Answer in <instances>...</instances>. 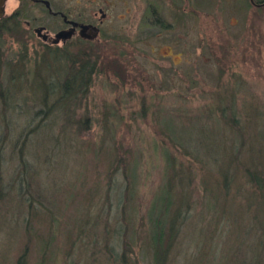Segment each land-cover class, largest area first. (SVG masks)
I'll return each mask as SVG.
<instances>
[{"label": "rangeland", "instance_id": "1", "mask_svg": "<svg viewBox=\"0 0 264 264\" xmlns=\"http://www.w3.org/2000/svg\"><path fill=\"white\" fill-rule=\"evenodd\" d=\"M109 1L118 6L87 51L98 72L73 96L59 98L65 52L25 21L10 20L15 33L0 41V264H17L26 245L27 264H117L106 248L118 252L125 227L115 152L131 151L130 214L145 223L167 150L191 196L170 264H264V7L231 20L226 0H162L164 28L145 22L149 0Z\"/></svg>", "mask_w": 264, "mask_h": 264}, {"label": "trees", "instance_id": "2", "mask_svg": "<svg viewBox=\"0 0 264 264\" xmlns=\"http://www.w3.org/2000/svg\"><path fill=\"white\" fill-rule=\"evenodd\" d=\"M10 20L11 19L9 17L5 16L0 18V41L5 34L15 33L14 30L16 29L11 27L9 24ZM92 46L91 44L85 45L76 53H72L73 51L69 49H61L62 52H65V55L67 56L69 66L63 83L60 86L61 93L59 98L61 96L75 95L79 86H88L89 82L91 81V76L96 71L98 72L99 56L87 52ZM4 57L5 52L2 45L0 44V71L3 66ZM1 87L2 84L0 83V91ZM52 93H55V91L52 90ZM44 97L46 102V96ZM84 122L86 123V119ZM28 138L29 133L25 134L22 143L26 144ZM176 141H178V139H176ZM20 150H22L21 146ZM169 153L170 151L167 150V161L165 167V174H167L166 181L164 180L165 183L161 184L157 189L154 198L152 199V203L146 212V221L143 223L140 222V219H138L139 215H136L137 211L135 212L134 210L133 213L130 214V206L128 203V200H130V198L133 196L132 192H134L133 183H135V181L132 180V178L137 176L135 172L136 166L134 167L135 164L132 159L133 157H131V151L129 158L124 156V153L122 155L121 152H119L117 155V152H115L111 164H113L115 161H117V164L113 166V170H118L123 174L126 184L124 186L125 199L123 200L122 195L120 200L122 202L121 212L125 227L122 228V232L120 233L118 252L114 253L112 250H110V247L107 243L106 248H109V253L110 255H113L114 261L117 262V264L143 263L141 261V255H139L137 250L133 247L134 243H136L138 240L141 241L140 245L142 252H146L148 255H150V264H170L171 253L176 244L180 233V227L186 213L184 211H187L191 206V196L187 193L188 185H185L186 182L188 184L190 183V175H183L184 173L182 166L178 167V164L175 163L176 161L174 156H170ZM21 158L22 166L26 167V160L24 159L23 153ZM244 167V171L246 172L249 180H251V182L254 183L257 188L261 189L263 186V178H261V175L259 172H257V169L254 170L253 168L255 167L249 165ZM28 201L29 204L27 211L29 218L27 217L26 222L30 224L29 222L37 209L33 202L30 200ZM209 203L210 208H212V203ZM127 212L130 214L129 218L127 216ZM130 224H132V230L128 228ZM29 228L30 227L28 226V229ZM81 232H83L82 229ZM29 251L30 247L29 245H26L17 259V264H27Z\"/></svg>", "mask_w": 264, "mask_h": 264}, {"label": "flooded vegetation", "instance_id": "3", "mask_svg": "<svg viewBox=\"0 0 264 264\" xmlns=\"http://www.w3.org/2000/svg\"><path fill=\"white\" fill-rule=\"evenodd\" d=\"M123 1L126 2V0ZM94 3L96 9L93 10L85 7L82 0H73L72 3L66 5H59L56 0L11 1L8 4L5 17L15 20L16 23L25 21V27L33 30L47 45L58 46L65 50L71 48L80 50L85 45H94L99 42L103 26L110 17V11L118 6V3L109 0H95ZM162 4V0L147 1V9L145 10V22L147 24L164 28L171 27L169 26L171 22L162 14ZM226 5L231 20L233 17L242 20L247 17L244 12L248 11L249 7L263 8L264 0H226ZM33 7L41 11V16L49 14L53 24L43 21L37 12L34 13V16L30 15ZM38 28L41 29L38 30ZM45 35L47 36L46 39H44Z\"/></svg>", "mask_w": 264, "mask_h": 264}, {"label": "water", "instance_id": "4", "mask_svg": "<svg viewBox=\"0 0 264 264\" xmlns=\"http://www.w3.org/2000/svg\"><path fill=\"white\" fill-rule=\"evenodd\" d=\"M9 0H0V18L4 17L6 15L7 12V3ZM41 28H38V30H40ZM47 36H44V39H46ZM59 40V39H56Z\"/></svg>", "mask_w": 264, "mask_h": 264}]
</instances>
